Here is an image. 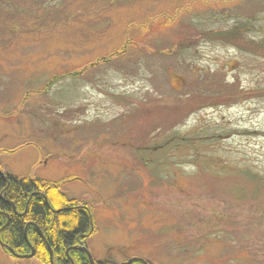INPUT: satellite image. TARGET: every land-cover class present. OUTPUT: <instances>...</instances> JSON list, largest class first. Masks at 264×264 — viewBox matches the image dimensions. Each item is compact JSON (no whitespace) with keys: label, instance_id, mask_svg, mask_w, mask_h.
I'll list each match as a JSON object with an SVG mask.
<instances>
[{"label":"rangeland","instance_id":"374dc122","mask_svg":"<svg viewBox=\"0 0 264 264\" xmlns=\"http://www.w3.org/2000/svg\"><path fill=\"white\" fill-rule=\"evenodd\" d=\"M243 2L229 41L125 3L0 0V172L86 204L93 264H264V0Z\"/></svg>","mask_w":264,"mask_h":264},{"label":"trees","instance_id":"16d2710c","mask_svg":"<svg viewBox=\"0 0 264 264\" xmlns=\"http://www.w3.org/2000/svg\"><path fill=\"white\" fill-rule=\"evenodd\" d=\"M2 174L5 178L0 173L1 242L18 254L29 253L32 247L34 257L44 264H50L48 247L54 264H71L70 259L73 264H89L84 252L74 249L79 242L85 241L92 228L86 204L64 197L55 183H47L38 177ZM7 217L9 222L4 226ZM26 224L29 225L26 227Z\"/></svg>","mask_w":264,"mask_h":264},{"label":"flooded vegetation","instance_id":"af4514ba","mask_svg":"<svg viewBox=\"0 0 264 264\" xmlns=\"http://www.w3.org/2000/svg\"><path fill=\"white\" fill-rule=\"evenodd\" d=\"M244 0H108V4H127V9L136 12L134 9L141 11L143 13H150V15H154V22L159 20V17L167 15V20L172 19L173 23L175 19H179L176 23L178 27H183L182 29H195V30H208L215 31L216 35L214 38H221L222 40L235 41L237 39V33L244 32V30H250L253 27H248L247 24H243V16L242 12H240V8L238 6L240 4H244ZM237 4L235 11L233 10H216L213 9L219 6L222 8L223 3H233ZM164 4H172L173 11L171 12V16L164 11ZM216 10V11H215ZM233 12V13H232ZM132 14H135L131 12ZM186 15L185 19L181 20L182 17ZM193 15H198L197 18H191ZM190 17V22L189 21ZM250 18V17H249ZM251 19H255L251 16ZM151 20V19H150ZM172 24V23H171ZM223 25V26H222ZM225 25V26H224ZM154 25L147 22V25L144 26L142 24L137 25L134 21L128 24L127 29L130 30L132 28L144 30L150 29ZM157 26V24H156ZM224 31H227L226 35H224ZM231 31H236L235 35H231ZM209 34V33H208ZM210 35V34H209ZM237 41V40H236ZM249 43V42H248ZM9 221V218H8ZM74 249H77L76 246ZM65 251V254H67Z\"/></svg>","mask_w":264,"mask_h":264},{"label":"water","instance_id":"95a60500","mask_svg":"<svg viewBox=\"0 0 264 264\" xmlns=\"http://www.w3.org/2000/svg\"><path fill=\"white\" fill-rule=\"evenodd\" d=\"M0 173H1V175L4 177V175L2 174V172H0ZM4 178H5V177H4ZM7 224H8V217H7V222L5 223L4 226H6ZM28 225H29V224H26V227H27ZM37 232H38L39 236L41 237V239L44 240L43 236L41 235V232H40L39 230H37ZM0 245H1V247H5V248H6L9 252H11L14 256H17V257H19V258H30V257L34 256V250H33L32 247L30 248V252H29V253L24 254V255H20V254L15 253V252L13 251V249L6 247V246L1 242V240H0ZM78 249H79L80 251L84 252V254L86 255V257H87V259H88V263H89V264H93V263H94V261H93L91 255H90V253H89V251H88V249H87L86 247L81 246V247H78ZM48 250H49V262H50V264H54L53 261H52V252H51V250H50V247H48ZM133 262H140V263H143V264H147L145 260H143V259H141V258H137V257L129 258V259H127L126 261L121 262L120 264H132ZM71 264H73L72 261H71Z\"/></svg>","mask_w":264,"mask_h":264},{"label":"bare ground","instance_id":"6f19581e","mask_svg":"<svg viewBox=\"0 0 264 264\" xmlns=\"http://www.w3.org/2000/svg\"><path fill=\"white\" fill-rule=\"evenodd\" d=\"M83 243H85V242H83ZM85 246V245H84ZM18 254V253H17ZM27 254V253H26ZM20 255H24V254H20ZM15 258H19V257H17V256H14ZM30 258H32V257H30ZM53 261V260H52ZM72 261V260H71ZM73 262V261H72Z\"/></svg>","mask_w":264,"mask_h":264}]
</instances>
